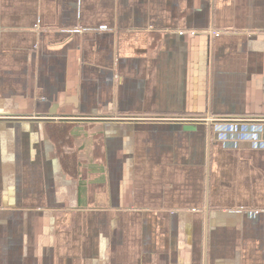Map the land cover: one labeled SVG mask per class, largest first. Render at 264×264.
<instances>
[{"label": "crops", "instance_id": "0c3cea01", "mask_svg": "<svg viewBox=\"0 0 264 264\" xmlns=\"http://www.w3.org/2000/svg\"><path fill=\"white\" fill-rule=\"evenodd\" d=\"M0 264H264V0H0Z\"/></svg>", "mask_w": 264, "mask_h": 264}, {"label": "built area", "instance_id": "2783aa9c", "mask_svg": "<svg viewBox=\"0 0 264 264\" xmlns=\"http://www.w3.org/2000/svg\"><path fill=\"white\" fill-rule=\"evenodd\" d=\"M205 32L210 33L213 37H217L221 34V32L219 30H205ZM179 33L180 34H183V33L195 34L197 32L195 30H181Z\"/></svg>", "mask_w": 264, "mask_h": 264}, {"label": "water", "instance_id": "95a60500", "mask_svg": "<svg viewBox=\"0 0 264 264\" xmlns=\"http://www.w3.org/2000/svg\"><path fill=\"white\" fill-rule=\"evenodd\" d=\"M187 128H190L189 126Z\"/></svg>", "mask_w": 264, "mask_h": 264}]
</instances>
